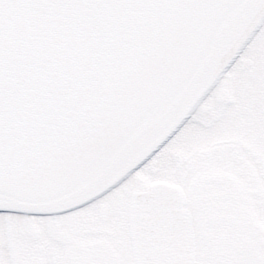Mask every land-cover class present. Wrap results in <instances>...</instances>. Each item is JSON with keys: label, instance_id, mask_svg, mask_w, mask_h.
I'll return each mask as SVG.
<instances>
[{"label": "snow or ice", "instance_id": "obj_1", "mask_svg": "<svg viewBox=\"0 0 264 264\" xmlns=\"http://www.w3.org/2000/svg\"><path fill=\"white\" fill-rule=\"evenodd\" d=\"M0 264H264V0H0Z\"/></svg>", "mask_w": 264, "mask_h": 264}]
</instances>
